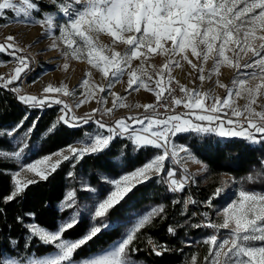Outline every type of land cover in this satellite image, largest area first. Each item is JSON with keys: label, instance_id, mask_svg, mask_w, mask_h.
Listing matches in <instances>:
<instances>
[{"label": "snow or ice", "instance_id": "6c2138e0", "mask_svg": "<svg viewBox=\"0 0 264 264\" xmlns=\"http://www.w3.org/2000/svg\"><path fill=\"white\" fill-rule=\"evenodd\" d=\"M6 10L5 25L12 22L29 28L38 26L42 34L51 39L50 47L58 50L65 60H86L108 80L107 89L103 85L90 84L92 73L88 72L87 78L82 80L84 91L76 103L77 108L96 99L97 91L105 94L97 103L107 104L108 96L113 100L111 108L93 109L92 113L77 117L60 99L19 95L21 89L14 85L30 72L31 58L22 54L25 48L19 45L15 36H7L0 43V54L14 58L16 67L7 79L0 75V88L10 91L19 102L31 108L61 105L63 115L54 126L62 123L82 130L83 125L91 122L95 129L91 134L84 133V139L79 141L82 147L68 145V154L62 149L21 164L11 173L13 187L3 198L5 203L22 197L29 186L47 181L64 161H71L74 168L86 156L109 151L116 139L126 138L134 151L155 149L158 152L141 167L119 178L101 174L98 179L108 187L85 186L87 199L91 201L84 205L86 211L75 208L54 229L36 223L25 224L23 217H16L25 229V236L21 239L5 237L7 243H0V264H140L135 241L155 218H165L163 203L139 214L118 239L106 244L98 242L119 230L121 220L109 222V215L123 209L135 195L134 190L152 179L153 174L155 182L166 186L171 194L184 193L195 183L186 161L200 163L196 156L199 146L177 144L180 136L208 137L205 148L222 149L228 143L240 140L250 149L259 145L264 151V0H0V19L6 17ZM102 37L109 38V43H103ZM119 45L124 46L123 51L117 50ZM154 56L165 58L159 68L148 63ZM134 61L139 62L135 67ZM209 61L212 68L206 75ZM185 64L189 66L186 76L192 77V83H198L199 88H189L172 75L174 69ZM68 67L67 62L63 64L65 70ZM224 67L235 72L231 86L219 79ZM124 77H127L126 91L143 88L154 94V104L136 105L143 107L145 113L151 110L152 114L129 116L108 125L103 120L104 115L111 114L116 108L130 107L123 96L111 91ZM206 80L225 89L226 95L221 98L212 89L202 91ZM253 80L257 81L254 85L250 83ZM43 91L76 96L66 86L49 85ZM238 99L245 103L239 105ZM180 106L183 111H177ZM158 108H164L165 112L161 114ZM97 112H100V118L95 117ZM26 120L27 116L12 128L0 131V140L7 138L10 144L15 142L12 150L0 149V161L23 160L28 155L25 149L29 148V134L35 129V121L22 136H16ZM54 126L50 127V134L54 132ZM38 151L33 145L32 154ZM53 157L57 158L53 160ZM182 160L185 163L182 164ZM259 164L264 170V157ZM175 165H181L183 169L180 178H176ZM22 172L34 175L21 179ZM244 181L252 187L237 185L239 191L231 193L232 199L222 210L213 201L229 195L224 182L203 202L191 197L184 199V206L200 203L207 209L201 213L200 223L187 225L212 230L201 241L208 246L202 264H264V192L255 187L264 184V177L254 179L250 173ZM180 202L175 197L172 200L173 204ZM75 204L73 191L61 202L59 211L73 209ZM214 208L215 219L210 214ZM180 214L187 216L183 207ZM26 215L34 218L35 213ZM84 221H88L85 231L78 237L72 236L71 232ZM184 226L183 223L170 224L167 232L175 236L178 228ZM34 242L45 251L34 252ZM147 243L156 256L170 251L166 245L155 243L151 238ZM85 250L87 254H84ZM191 264H196L195 256Z\"/></svg>", "mask_w": 264, "mask_h": 264}, {"label": "trees", "instance_id": "16d2710c", "mask_svg": "<svg viewBox=\"0 0 264 264\" xmlns=\"http://www.w3.org/2000/svg\"><path fill=\"white\" fill-rule=\"evenodd\" d=\"M11 87V86H10ZM27 120L24 127L20 129L16 136H22L24 131L35 121V129L29 134V148L25 149L28 154L27 160L42 158L50 153L57 152L68 145L84 137V133L89 125H83L81 129H73L64 126L62 123L54 126L60 114V106L52 105L43 108H31L19 102L13 93L0 88V131L12 128L18 124L24 117ZM107 122L105 119H103ZM54 126V132L50 134V127ZM208 137L195 135H182L177 140L186 145H198L196 155L202 160L207 170L202 175L192 176L195 183L186 188L184 193L171 194L166 190V186L156 183V177L146 181L135 189V195L128 201V204L119 211H112L108 217L109 222L121 220L122 226L118 231L111 235L104 236L98 244L110 243L131 227V223L139 214L149 211L152 207L163 203L165 205L164 219L159 217L153 220L151 226H146L135 241L139 253L138 259L143 264H185L186 261L191 264L192 257L195 256L196 264H202L207 255L208 246L201 243L202 239L212 230L205 228H190L188 223L196 224L202 221L201 213L207 209L200 203L197 205H183L186 197H191L198 202L205 201L222 182L229 190V195L218 198L213 204L222 208L233 193L237 185L252 187L245 183L244 178L252 174L254 179L264 177V170H261L259 161L264 157V151L260 150L259 145H254L252 149L247 147L240 140L228 143L226 147L217 149L207 147ZM13 143H9L7 138L0 140V149L12 150ZM215 143V140H212ZM39 149L38 153L32 154V146ZM122 146H125L122 148ZM255 149V150H253ZM158 150L149 149L147 151H134L132 144L126 138L116 139L111 144V149L103 154L86 156L71 166V161H64L56 173L49 176L47 181H40L37 184L29 186L25 194L16 200L5 203L6 197L13 187L14 177L12 172L19 169L21 161L6 160L0 161V243H7L5 237L11 236L21 239L25 236L24 227L17 222L16 217H23L24 223H36L48 229H54L59 222L66 219L71 211L80 208L86 211L84 205L91 204L87 199L88 192L84 190L85 186L107 188L106 183L98 179L101 174L107 178H118L122 174L133 171L141 167ZM73 172V176L68 173ZM257 190L264 191V184L255 185ZM70 191H75L76 204L73 209L61 213L59 206L61 202L69 195ZM178 198L181 202L173 204L172 200ZM187 213V216L181 215V209ZM216 208L212 209L211 215L215 219ZM27 213H35L34 218L29 217ZM195 214V215H193ZM188 217H191L189 220ZM183 223L185 226L178 228L176 235H169L167 227ZM88 227V221L78 224L71 235L78 237ZM151 238L155 243L166 245L170 251L161 256H156L147 241ZM93 248L96 245H91ZM34 252H44L45 249L34 242ZM87 254V250L85 253Z\"/></svg>", "mask_w": 264, "mask_h": 264}, {"label": "rangeland", "instance_id": "374dc122", "mask_svg": "<svg viewBox=\"0 0 264 264\" xmlns=\"http://www.w3.org/2000/svg\"><path fill=\"white\" fill-rule=\"evenodd\" d=\"M7 15H8V10H6V17L0 19V43L4 42L5 38L9 35L15 36L17 38L19 45L25 48V52L22 54L27 55L31 58L30 72L26 77H23L21 81L16 82V85H14L20 87L21 91L19 95H35L38 98L48 96L51 98L60 99L64 103H67L73 109L77 117H84L87 114L92 113L93 109H101V111H103L105 108L112 107V100H113L112 96H108L107 104L97 103L99 97L105 95L104 93H99L97 91L96 99H91L88 103L83 104L82 106L77 108L76 103L78 99L82 98L80 94L84 91V88L82 87V80L87 78L88 72L92 73L90 84L94 83V84L103 85L107 89L108 80L103 78L102 74H100L97 70L92 69L91 65H88L86 60H76V59L65 60V58L60 55V52L58 50L52 49L50 47L52 43L51 39L44 36L42 34L41 29L38 26L29 28L12 22H9L7 25H5L4 20L7 19ZM101 39L103 43L105 44L109 43V38L102 37ZM117 50L123 51L124 46L119 45ZM0 62H4V63H0V75L4 76L5 79H7L8 76L14 71V68L16 67V61L14 60V58L9 57L5 53V54H0ZM66 62L69 64L67 70L63 68V64ZM164 62H165V58L163 56H154L148 61L149 64L154 65L156 68L162 66ZM138 63H139L138 61H134L133 66L135 67ZM211 68H212V62L209 61L206 66V73H205L206 75L208 74V72L211 71ZM187 71H189V66L185 64L182 68L174 69L172 75L181 84H184L189 88L191 87L199 88L198 83L196 85L192 83V77L186 76ZM221 72L222 75L219 77L221 82L231 86L230 80L235 77V72L229 70L227 67L222 68ZM215 79L216 77L213 75V81ZM126 81H127V77H124V80L121 83H116L114 87H112L111 91L115 92L118 96H123L125 98L124 102L130 107L116 108L113 109V112L111 114L104 115L103 119L107 121L106 123L108 125H112L117 119L126 118L129 116H143V115L152 114L151 110L145 113V109L143 107H136V105H145L149 103L154 104L155 103L154 94L152 92L144 90L143 88L140 89L139 91H131V90L126 91L127 88ZM213 81L206 80L205 82H203V88L201 90L208 91L209 89H212L217 96L223 98L226 95V90L217 87L213 83ZM250 83L254 85L255 83H257V81L253 80L250 81ZM49 85L53 87L66 86L67 90L70 93L75 92L76 96L75 97L71 95L65 96L63 95V93H45L43 90ZM173 86H175V82ZM237 103L242 106L245 103V101L243 99H238ZM59 106H60V114L63 115L61 111L62 106L61 105ZM158 111L161 114H163L165 112V109L158 108ZM177 111H183L182 106H180V108H178ZM94 115L96 118H100V112H97ZM88 125L89 127L85 133L91 134L93 133L95 126L91 122ZM83 139L84 137L72 143L71 145L80 148L83 146V144L80 143L79 141ZM176 143L184 144L178 142L177 140ZM63 150H66V147L63 148ZM181 156L184 157L185 154L182 153ZM197 158L199 159L198 156ZM27 159L28 158L25 157L23 160H19V161L22 162L21 164H27L35 161V160L28 161ZM165 163L167 168L168 162L166 161ZM183 163H185L184 160H182V164ZM175 167L177 169L176 178H180V176L183 173V169L181 168V165H175ZM186 167L188 168L189 173L192 176L202 175L207 170V167L202 160H200V163H196L193 160H187ZM23 173L24 172L21 173L20 176L21 179H24L22 176ZM33 175L32 173H30L28 177L32 178ZM154 175L155 174H153V176ZM238 191L239 188H234L233 193ZM72 192L73 191H70L69 194ZM231 199L232 198H230L225 204H223V206L228 204ZM222 208L220 209L222 210ZM221 231L223 233L224 230Z\"/></svg>", "mask_w": 264, "mask_h": 264}, {"label": "bare ground", "instance_id": "6f19581e", "mask_svg": "<svg viewBox=\"0 0 264 264\" xmlns=\"http://www.w3.org/2000/svg\"><path fill=\"white\" fill-rule=\"evenodd\" d=\"M64 154H67V151L65 150V152H64ZM57 157H53V160H55ZM30 173H28V172H24L23 174H22V176H23V178H29L28 177V175H29ZM33 175V174H32Z\"/></svg>", "mask_w": 264, "mask_h": 264}, {"label": "built area", "instance_id": "2783aa9c", "mask_svg": "<svg viewBox=\"0 0 264 264\" xmlns=\"http://www.w3.org/2000/svg\"><path fill=\"white\" fill-rule=\"evenodd\" d=\"M165 95H166V93H165ZM182 95V94H181ZM161 109V108H160Z\"/></svg>", "mask_w": 264, "mask_h": 264}]
</instances>
